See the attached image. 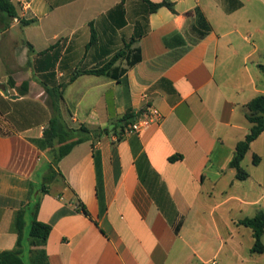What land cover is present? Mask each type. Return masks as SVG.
Segmentation results:
<instances>
[{"label":"crops","instance_id":"crops-1","mask_svg":"<svg viewBox=\"0 0 264 264\" xmlns=\"http://www.w3.org/2000/svg\"><path fill=\"white\" fill-rule=\"evenodd\" d=\"M8 1L16 17L0 10V252L16 249L17 216L35 192L37 219L51 227L49 264H220L228 244L241 261L234 244L254 237L238 222L264 210V190L241 197L229 164L252 126L247 104L264 95V0H170L174 11L154 13L143 0ZM137 49L141 61L128 68ZM109 63L118 79L86 73ZM64 83V121L102 135L63 157L42 193L53 157L35 141L53 115L46 88ZM20 105L27 111L12 114ZM150 107L160 121L139 133L122 127ZM249 151L264 163V132ZM249 175L263 189L257 170ZM216 190L223 198L211 205ZM207 211L212 256L205 232H190Z\"/></svg>","mask_w":264,"mask_h":264},{"label":"trees","instance_id":"trees-1","mask_svg":"<svg viewBox=\"0 0 264 264\" xmlns=\"http://www.w3.org/2000/svg\"><path fill=\"white\" fill-rule=\"evenodd\" d=\"M143 1L147 3L150 13H154L162 7H167L170 10L174 11L173 3L170 2V0H165L164 2L157 4L151 3L148 0ZM0 10L8 13V15L12 18L16 17L15 9L8 0H0ZM140 61L141 53L140 50L137 49L135 52H132V54L128 56V68L133 67ZM112 65L113 63H109L107 66L101 69L87 71L86 73L95 75H107L112 77L113 79H118V77L114 73H109ZM260 69L264 73V66H260ZM113 71H119L121 74H123L126 73L127 69H113ZM12 85L14 84L12 83ZM66 86L67 83H64L61 84L57 89L46 88V92L51 99L53 115L48 123V127L43 132V137L39 140H36L35 143L40 149L48 150L52 154L53 160L49 164L48 171L44 176V184L40 190V192L42 193L49 192L46 183L52 181L56 177V175H58L55 167L63 157L68 155L76 145L87 140L99 139L102 135V132L92 131L83 125H81L79 128H72L64 121L61 114L60 102L63 100V90ZM28 89V83L24 82L20 88L21 94L24 95L25 93H27ZM247 109L248 113L246 115V118L252 126L249 134L245 137V139L237 144L234 157L229 164L231 168L236 170V177L238 180H246L249 178L250 175L243 168L242 162L246 154L249 152L251 144L264 132V95H260L252 99L247 104ZM135 117V115H125L122 119V122H125L126 124L122 125V127H128V125L134 121ZM174 160V157L170 159V161ZM96 161L99 168V159L97 157ZM260 161L261 158L259 156H253L254 165H258ZM77 205L80 211H82L85 215H88V211L83 203L78 201ZM38 209L39 199L35 197L34 192L33 198H30L29 201L22 204L17 216V247L14 250L0 252V264H26L23 252V249L26 245L37 248L31 264H49L47 261L45 246L51 232V227L38 221ZM28 214H32V221L29 233L26 236V217ZM238 224L248 227L252 230L254 237L252 252L263 254L264 245L262 244L261 240L264 235V210L260 211L252 218H246L239 221Z\"/></svg>","mask_w":264,"mask_h":264},{"label":"rangeland","instance_id":"rangeland-1","mask_svg":"<svg viewBox=\"0 0 264 264\" xmlns=\"http://www.w3.org/2000/svg\"><path fill=\"white\" fill-rule=\"evenodd\" d=\"M48 104L51 107V99H48ZM61 104V102H60ZM28 109L27 105H20L18 107H16V109L12 110V114L16 115V114H22L25 113ZM2 120V119H1ZM5 121V119L3 120ZM259 146H261L260 143H258ZM255 154H253V151H249L243 162H242V166L243 168L248 172H255V170H257L258 176H262L264 178V163L257 166L253 164V156ZM264 182V179H262ZM237 185H235V191H237L239 193V195H241V197L244 198H249V195L252 193L253 188H256L257 192L264 190L260 189L257 185L255 186L252 181H249L248 179L246 180H237ZM223 196L221 195V193L219 192V190H216L215 194L213 195L212 199H211V205L215 204L216 202H218L220 199H222ZM226 211V207L219 210L217 212L216 215H222L225 214ZM194 214V213H193ZM233 215H235L236 217H245L250 215L248 212H235ZM202 219V220H201ZM200 218L197 217H193L190 221H191V228H190V232L191 234L195 237L196 235L199 236V234L201 233V231L205 232V235L208 237V241H209V249L208 252H210L212 256L214 254V252L218 249L219 247V243L214 242L215 240V236H216V232L214 230V228L210 225L207 226V222L208 225L211 224L210 221L212 219V216L210 214V211H207L203 214V216H201ZM246 219V218H245ZM29 222V220H28ZM231 228H233V230L237 227H233L232 225H230ZM240 230H247L248 232L250 231V228L245 227L243 225H240ZM29 233V228L27 230V234ZM237 240V239H236ZM239 242H237L235 245V248L237 250V254L240 257V260H237L236 257L233 256V253L231 251V247L232 244H228L225 245L223 247V249L220 252V256L217 260L218 263L220 264H264V253L263 254H258V253H251L250 249L251 246L253 245V241H251L248 237L246 236H242L238 238ZM262 244L264 245V235L262 237ZM194 245L196 244L195 242L193 243ZM37 248L31 247V246H27L26 249H23L24 252V260L26 264H31V261L34 258V255L36 253ZM207 252V254H208Z\"/></svg>","mask_w":264,"mask_h":264},{"label":"built area","instance_id":"built-area-1","mask_svg":"<svg viewBox=\"0 0 264 264\" xmlns=\"http://www.w3.org/2000/svg\"><path fill=\"white\" fill-rule=\"evenodd\" d=\"M160 119H161V114L159 110L154 107H150L148 109V113L144 117L138 118L132 122L128 130V133H139L143 129L152 125L153 123L160 121Z\"/></svg>","mask_w":264,"mask_h":264},{"label":"water","instance_id":"water-1","mask_svg":"<svg viewBox=\"0 0 264 264\" xmlns=\"http://www.w3.org/2000/svg\"><path fill=\"white\" fill-rule=\"evenodd\" d=\"M5 96H8L9 94H8V90H4L3 92H2ZM13 99L15 98H19V96H13L12 97Z\"/></svg>","mask_w":264,"mask_h":264}]
</instances>
